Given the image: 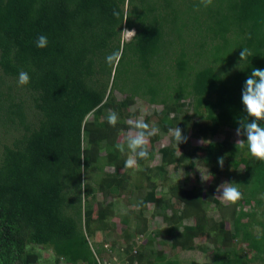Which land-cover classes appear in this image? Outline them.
Returning <instances> with one entry per match:
<instances>
[{
  "label": "trees",
  "instance_id": "1",
  "mask_svg": "<svg viewBox=\"0 0 264 264\" xmlns=\"http://www.w3.org/2000/svg\"><path fill=\"white\" fill-rule=\"evenodd\" d=\"M198 2L0 0V264H99L115 251L136 264H264V163L235 146L242 86L264 69V0ZM39 35L47 47H36ZM139 100L154 106L144 121L158 131L149 158L125 168L131 153L114 146ZM176 125L188 137L179 147L168 131ZM198 162L210 172L205 186L199 176L192 187L168 182L167 164ZM95 164L99 181L87 171ZM225 179L243 194L235 204L217 192ZM134 195L140 211H121ZM148 203L164 227H151Z\"/></svg>",
  "mask_w": 264,
  "mask_h": 264
},
{
  "label": "clouds",
  "instance_id": "2",
  "mask_svg": "<svg viewBox=\"0 0 264 264\" xmlns=\"http://www.w3.org/2000/svg\"><path fill=\"white\" fill-rule=\"evenodd\" d=\"M212 4L213 0H199L196 7L197 9L200 6L207 8ZM47 44L48 39L45 35H39L37 37L36 47L45 48L47 47ZM249 55V50L243 48V51L240 53L241 62L247 60ZM107 59L108 62H111L112 57L110 56ZM17 83L21 86L30 83L29 74L25 71H21ZM241 104L245 115L238 118V127L235 130V134L237 137L244 138L237 139L235 146L238 150L246 148L248 154L253 159L264 163V126H261V122H264V69H252L250 75L242 86ZM104 119L111 127H116L119 122L118 113L111 110L107 113ZM129 125L131 131L125 137L124 142L117 143L114 146L121 154L131 153V156L125 160V168H133L137 166L138 160H147L149 158L150 150L148 146V138L156 134L158 131L144 120H130ZM168 131L176 146L179 147L181 143H187L188 137L183 135L182 129L177 125L175 127H170ZM218 165L221 169L223 168L224 157H218ZM200 172L202 182L211 179L210 175H206L202 171ZM207 172L210 173L208 170ZM83 185L84 182L81 183V186ZM217 192L222 197V202L226 204H235L243 195L233 182H224L218 185ZM113 258L119 259V256L116 255L115 252H112L109 259Z\"/></svg>",
  "mask_w": 264,
  "mask_h": 264
},
{
  "label": "rangeland",
  "instance_id": "3",
  "mask_svg": "<svg viewBox=\"0 0 264 264\" xmlns=\"http://www.w3.org/2000/svg\"><path fill=\"white\" fill-rule=\"evenodd\" d=\"M133 31H128L127 34H126V38H130L132 35H133ZM140 109V114L136 117V118H131L129 119L130 120H144V117L150 113L153 112V108L154 106L153 105H150L148 104L147 102L145 101H141L139 100L136 104V106H134V110L135 109ZM131 130L127 131V132H123L122 136H121V139H125V137L128 135V133L130 132ZM193 132V131H192ZM190 142H192V144H200L202 141H201V138L198 137L195 133H190ZM149 140V139H148ZM166 145V138L165 139H162L161 141H159L158 143H156V147L157 149L159 150L160 148H162L163 146ZM131 156V155H130ZM129 156V157H130ZM160 161H161V155L160 153L158 152L155 160L153 162H151L150 164V167H151V172L153 173V176H156V173L157 172V168L158 166H160ZM197 161V160H196ZM102 164H95V170H92L93 168H89L87 171L88 172V175L92 176L93 177L95 175L98 174V181L101 180L100 179V176L101 174H103L102 172V169H101V166ZM106 169L108 171H113V167H106ZM165 169L167 170L166 172V177H168V182H176V183H182V184H186L187 186L189 187H192L194 186L195 184H197V180H198V177H200V183L202 185H206L208 183V181L206 182H202L201 180V172H204L206 175H209V173L207 172V170L209 171L208 168L202 166L199 162L196 163L194 165L193 168L191 169H186L185 166L183 165H176L175 163H169L165 166ZM228 182L226 179L222 182ZM198 183V184H200ZM99 184V182H98ZM158 184L159 186H161V181L159 180L158 181ZM99 186V185H98ZM150 189V188H148ZM147 189V190H148ZM159 190V189H158ZM219 194V193H218ZM220 196V195H219ZM138 197H139V194H138ZM137 196L134 195L133 199L131 201H129V203L127 204V207H125L126 209H123L121 211H127V214L129 212V214H134V212H136L138 209H140V205H138V203H135V201L138 199ZM221 197V196H220ZM99 198H102L101 194L99 195ZM122 199V198H121ZM222 199V197H221ZM109 201L112 200V198L108 199ZM123 201V200H122ZM119 204V203H118ZM120 207L122 208L123 206H121L120 204ZM148 207V206H147ZM147 207H145L143 209L144 211V214L146 215V217L148 218L149 220V223L151 224V227L153 228H162L165 226L162 218L160 217V215L158 214V209H156L153 204H150L149 205V209H147ZM121 213H124V212H121ZM138 213V211H137ZM121 219H122V216H120V214H118L115 218H114V221L117 223V228H116V231L117 233H121V229L123 228V224L121 222ZM115 233L113 234V236H109L107 239H108V242L111 244L112 242V239L115 237L114 236ZM106 235L104 234L103 231L101 232H97L96 236L94 237V240L95 241H100V240H106ZM50 252V251H49ZM117 251H115V254L117 255ZM191 256L193 257H196L195 253H191L190 251H183V252H180L177 257L183 259V260H190L191 259ZM204 260H207V261H211L212 260V255L211 253L210 254H207L205 255L204 257H202Z\"/></svg>",
  "mask_w": 264,
  "mask_h": 264
},
{
  "label": "built area",
  "instance_id": "4",
  "mask_svg": "<svg viewBox=\"0 0 264 264\" xmlns=\"http://www.w3.org/2000/svg\"><path fill=\"white\" fill-rule=\"evenodd\" d=\"M135 252L137 250H134ZM99 264H136L135 261H124V260H119L118 258H113V259H104L100 260Z\"/></svg>",
  "mask_w": 264,
  "mask_h": 264
},
{
  "label": "crops",
  "instance_id": "5",
  "mask_svg": "<svg viewBox=\"0 0 264 264\" xmlns=\"http://www.w3.org/2000/svg\"><path fill=\"white\" fill-rule=\"evenodd\" d=\"M122 134H123V133H122ZM122 134H121V136H122ZM121 136H120V137H121ZM150 204H153V203H148V204H147V206H148V207H147V209H149V208H150V207H149V205H150ZM153 206H154V207L157 209V207H156L154 204H153ZM137 211H140V209H138ZM158 214H159V215H160V217L162 218V216H161V214H160L159 210H158ZM136 215H137V214H136ZM144 216L146 217V215H144ZM162 220H163V219H162ZM97 232H101V231H97Z\"/></svg>",
  "mask_w": 264,
  "mask_h": 264
}]
</instances>
